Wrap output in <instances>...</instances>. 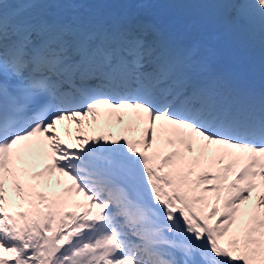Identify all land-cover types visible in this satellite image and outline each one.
<instances>
[{
	"label": "snow or ice",
	"instance_id": "obj_1",
	"mask_svg": "<svg viewBox=\"0 0 264 264\" xmlns=\"http://www.w3.org/2000/svg\"><path fill=\"white\" fill-rule=\"evenodd\" d=\"M0 264H264V0H0Z\"/></svg>",
	"mask_w": 264,
	"mask_h": 264
}]
</instances>
